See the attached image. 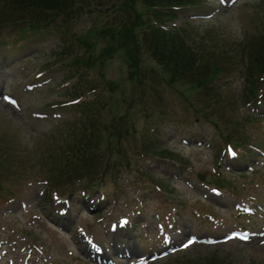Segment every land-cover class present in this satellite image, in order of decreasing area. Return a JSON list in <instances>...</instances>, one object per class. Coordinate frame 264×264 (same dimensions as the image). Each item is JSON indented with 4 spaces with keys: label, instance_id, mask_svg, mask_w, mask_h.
Returning <instances> with one entry per match:
<instances>
[{
    "label": "rangeland",
    "instance_id": "374dc122",
    "mask_svg": "<svg viewBox=\"0 0 264 264\" xmlns=\"http://www.w3.org/2000/svg\"><path fill=\"white\" fill-rule=\"evenodd\" d=\"M172 1L182 3L181 6L194 2L197 7L156 10L174 15L166 18L164 32L179 33L191 45V54H213L219 58L215 64L201 63L199 59L191 63L195 72L203 64L219 66L222 73L216 80H195L201 71L194 77L191 73L172 76L167 63H158L157 51L151 49L150 43L149 50L139 48L131 52L130 43L127 54L121 49L108 53L103 39L108 41L110 35L103 30L105 25L124 29L127 41L133 35L136 39L143 35V27L133 31L134 25H143L138 19L141 15L147 23V35L158 29L154 16L145 9H139L137 17L133 10L130 15L114 10L120 6L116 0H75L78 4L74 3L65 25L63 18H56L55 25L50 23L44 36L28 35L20 40L23 42L17 39L25 32L20 21L30 18L24 8L27 6L0 11V24L6 25L0 33V91H10L20 103L16 110L0 101V239L8 241L4 250H9L1 262L26 261L24 257L31 245L40 244L46 256L58 264H87L81 258L73 261L79 255L73 242L75 232L72 227L59 229L63 224L55 220L52 194L70 200L73 217L88 219L91 228L98 231L93 235L95 240L109 251L114 235L111 236L108 226L121 216L130 218V226L117 232L115 239L131 233L135 238H144L140 237L146 252L136 249L131 254L133 259L160 252L163 243L159 231L169 232L174 221L177 232L197 237H222L235 227L257 233L264 230V212L245 218L232 209L236 201L251 197L254 200L250 203L264 210L263 160L261 168H254V159L243 156L224 163L226 158L222 154L223 137L228 136L242 152L253 154L248 144L264 151V105L256 104L255 98L264 92V56L259 59L263 61L260 67L252 64L258 54L264 55V0H240L232 8H220L211 19L189 17L219 8L211 0ZM78 7L82 10L78 11ZM168 20L176 26H169ZM166 35L157 32L150 38L163 56L165 49H160L161 44L170 43ZM83 38L84 45L79 43ZM73 58L78 60L80 69L73 67ZM168 77H173L170 86L164 83ZM190 78L204 90L187 85L193 82ZM33 83L41 86L31 92L23 90ZM253 86L254 91H259L251 102ZM204 91L210 96L206 97ZM76 100L72 107L61 104ZM256 105L258 114L251 110ZM36 114L42 117L37 118ZM67 150L92 151V156L82 158L83 162L74 169L81 168L91 176L106 171L100 181L105 201L98 203L99 208L91 215L88 201L97 204L99 192L84 193L86 179L79 183L72 173L68 174L69 179L66 177L71 166ZM142 154L144 158H140ZM254 157L259 158L256 154ZM246 165L252 169L248 170ZM49 175L59 176V182L73 180L67 187L54 188L45 179ZM199 177L212 182L225 180L231 186L225 183L227 188L221 189L222 196L204 201L202 195L207 193ZM34 215H39L43 222L33 223ZM100 215L102 218L97 219ZM206 215L215 220L221 218L222 222L216 227ZM174 235L180 243L181 236ZM59 241L66 245V250H73L74 257L64 252L57 254L59 248L53 244ZM31 261L42 264L39 255ZM149 264H264V237L214 247L197 244Z\"/></svg>",
    "mask_w": 264,
    "mask_h": 264
},
{
    "label": "trees",
    "instance_id": "16d2710c",
    "mask_svg": "<svg viewBox=\"0 0 264 264\" xmlns=\"http://www.w3.org/2000/svg\"><path fill=\"white\" fill-rule=\"evenodd\" d=\"M116 1L118 2L120 6L118 9H114V10L121 11L124 14L127 13L129 15H130V12L133 10L134 14H137V17H139L140 13L138 12L144 11L145 9V11L149 12L148 14H152L154 16V18H152L154 23H158V22L161 23L164 20H166L168 16H171L167 12L166 13L156 12V10L170 9L172 7H179L182 5L181 0H178L180 1L181 4H178V3L176 4L172 0H116ZM189 1H192V0H189ZM0 3H1V6L5 8V9L0 8V11H4L6 9L12 10L16 8V6L26 5L27 7H24V8H26L29 11L26 15L30 17L26 21V25L28 26V29L32 32H41L43 26L49 23L55 24L53 22H55V19L59 17L63 18L62 19V21L64 22L63 25H65L66 24L65 20L66 21L70 20V16L75 7L74 3L78 4V2H75V0H3V1L1 0ZM191 3H187V4H191ZM24 8H22V10H25ZM139 9H142V10L139 11ZM79 10H82V8L78 7V11ZM46 13L49 15L45 16ZM140 17L138 19L142 21L143 25H134L133 31H136L137 29H141L140 27H143L144 31H143V35L141 37H138L137 39L133 35L130 37V40L127 41L125 37L124 29H116L114 26L112 29V26L110 27L106 25L104 26L103 30L108 31L107 35H110V37L108 38V41H106L105 37L103 39V42L105 43V46H106L105 50L108 53L113 54L114 51H116L117 49H121V50L126 51V54H127L126 48H129L130 43H132L133 46L130 47L131 52H134L136 50L139 51V48L140 49L144 48L145 50H149L150 47L151 49L156 50L157 54L155 55V57L158 59V63H161V62L167 63L168 68L172 71L171 73L172 76L175 74H178V75L182 74L183 77H185L186 73H191L192 76L194 77L195 74L201 71L200 74L196 76L197 79L195 80L212 81L213 79L217 77V75L221 73V69L219 68V66H212V67L211 65L205 66V64H207L209 61H212L214 64L218 62V61L215 62L217 58H215L213 54H212V57H210L209 55L207 57V54L206 55H201L200 53L196 55L191 54L190 53L192 52L191 48L189 47V45L186 44L185 40L182 37H180L181 35L179 33L166 35L167 34L166 32H162L158 29H154L151 31L150 36L147 35L146 33L147 23L143 22L144 18L142 15ZM3 24L4 23L0 24V29ZM61 28H63V26H61ZM130 30L131 29L129 28L128 31ZM96 32L99 33L98 30ZM157 32H160L163 35L165 34L170 39L169 44L167 42L165 43L166 45L161 44V48L159 47L162 50L163 48L165 49L164 56L161 54L160 51H158V48H157L158 45L157 46L152 45L150 41V38H153V35L156 34ZM134 34H136V32ZM79 43L86 44L85 38H83V40L80 41ZM125 43H128L129 45ZM144 43L146 45H144ZM149 43H150V47L147 45ZM90 45L91 43L88 44V46ZM95 46H96V43H95ZM201 52H204L205 54L206 51L201 50ZM258 55L260 56L257 60H254L253 63L251 61V63L254 64L256 67H260L261 62H263L259 59H261V56H264V55L263 54L262 55L258 54ZM197 59H199L201 63H205V64L202 65L203 67H199V69L195 72L191 70V63L194 64L195 60ZM137 62H140L139 58H137ZM74 63L76 65L79 64L78 60H74ZM100 66H102V63L100 64ZM140 70L142 71L143 69H140ZM168 78L169 79L166 81L167 84L173 81V77H168ZM181 80L182 82L187 83L186 80L184 79H181ZM188 80L191 81L193 80V78H190ZM195 80H193V82H190V84L197 83ZM253 89H255L254 86H253ZM71 159L72 160L74 159V161L75 159L76 161H80L77 157H72V155L70 157L68 156V160H71ZM71 161H69L71 163L70 169L72 167H75V162L72 163ZM60 170L62 169L60 168ZM64 174L66 175L65 172ZM68 174L69 172L67 173V175ZM50 176L52 178V175ZM55 178H52V179L57 180V178H60V177L56 176Z\"/></svg>",
    "mask_w": 264,
    "mask_h": 264
},
{
    "label": "snow or ice",
    "instance_id": "6c2138e0",
    "mask_svg": "<svg viewBox=\"0 0 264 264\" xmlns=\"http://www.w3.org/2000/svg\"><path fill=\"white\" fill-rule=\"evenodd\" d=\"M233 155H234V153H233ZM242 239H246L247 237H241ZM189 245H184V247H188Z\"/></svg>",
    "mask_w": 264,
    "mask_h": 264
}]
</instances>
